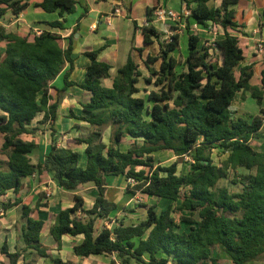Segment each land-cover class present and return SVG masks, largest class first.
Returning <instances> with one entry per match:
<instances>
[{"label":"trees","instance_id":"obj_1","mask_svg":"<svg viewBox=\"0 0 264 264\" xmlns=\"http://www.w3.org/2000/svg\"><path fill=\"white\" fill-rule=\"evenodd\" d=\"M211 1L194 0L196 6L190 15L199 25L213 22L223 27L224 37L214 42L218 57L209 47L200 46L198 35L191 34L179 71L180 63L173 54L179 49L180 35L164 39L151 24L140 28L145 45L157 42L160 47L156 57L148 55L146 60L149 69L158 61L160 66L158 71L150 70L154 80L144 79L157 87L145 97L138 96L143 74L132 56L118 69L112 86L106 87L102 80L111 77V65L99 60V50L87 53L91 63L81 87L90 98L83 104L85 116L80 119L87 121L91 130L69 142L72 147L86 146L85 167L80 165L78 151L58 146L55 124L59 102L50 103V88L66 63L70 69L64 76L65 87L72 85L68 78L74 65V34L66 48L60 44L61 36L52 31H43L32 42L18 34H0V41H7L5 53L0 54V132L4 135L2 152L8 158L0 160V197L9 191L18 196L23 180L43 171L65 191L94 184L99 192L94 207L84 210L83 200L75 196L76 204L61 211L50 230L57 242L64 235H83V243L74 248L75 255L116 254L120 264H223L213 256L219 246L234 264L264 258V151L257 150L258 142L264 139V72L262 86L252 85L253 66H241L244 52L238 37L229 32L238 27L234 7L239 0H221L219 7L210 6ZM76 3L43 0L39 6L63 16L74 12ZM0 5L6 6L0 8V18L8 13L19 15L29 7L23 0H0ZM154 11L147 10L149 23ZM48 25L64 30V21ZM239 92H250L261 107L259 115L233 118L231 106ZM41 112L44 119L38 128H31ZM47 124L51 150L43 163L33 164L30 155L38 146L24 136L36 134ZM107 128L112 131L109 145L103 141ZM126 139L131 143L123 152ZM162 151H171L179 158L189 156V171L180 174L179 162L157 165L154 154ZM215 151L227 155L226 159L217 162ZM232 174L231 184L220 187L219 183ZM120 175L137 182L128 185L130 193L180 203L161 213L155 205L141 204L147 212L145 220L112 230L105 227L96 235L97 221L117 208L106 198V179ZM19 205L24 247L11 254L6 244L3 246L10 264H18L28 251L47 256L41 237L45 222L33 217L34 210L19 197L14 202H0L3 210ZM181 224L187 225L188 231H181Z\"/></svg>","mask_w":264,"mask_h":264},{"label":"crops","instance_id":"obj_2","mask_svg":"<svg viewBox=\"0 0 264 264\" xmlns=\"http://www.w3.org/2000/svg\"><path fill=\"white\" fill-rule=\"evenodd\" d=\"M23 1L28 2L29 7L21 14L13 15L8 13L0 18V34L14 33L28 38L32 42L43 31H52L61 36L60 44L64 48L69 45L71 34H74V65L68 78L72 85L65 87L64 76L66 71L70 69V64L66 63L63 72L50 88L52 97L50 103L52 104L56 100L59 102L58 118L55 124L59 147H72L69 142L78 137L87 136L91 130L90 124L80 119L85 116L83 104L90 98V95L81 87L86 80V71L91 63L90 58L87 56L88 52L99 50V60L111 65V77L102 80L103 85L106 87L112 86V80L116 76L118 69L127 63L129 56H132L143 74L137 85L140 89L138 96L145 97L148 92L157 90V87L153 84H147L144 79L151 78L150 70L158 71L160 66V61H158L155 64H150L149 69L146 65V60L148 55L156 57L159 54L160 47L157 42L145 45L140 28L151 24L163 34L164 39H169L172 34L178 33L180 35L179 49L182 40L188 47V39L191 34L198 35L201 38L200 46L210 47L214 45L212 44L213 41L215 42L224 37H221L217 32L223 29L221 25L209 22L207 26H203L191 18V9L196 6L194 0H180V10L178 11L171 8V4L175 0H75L77 2L75 11L72 13L66 12L63 16L59 11H45L39 6L43 0ZM220 5L221 0H212L210 2L212 7H219ZM159 7L181 14V22L176 24L170 19L160 20L153 14V21L149 23L148 8L156 9ZM0 8H6V6L0 5ZM234 8L236 10L235 22L238 27L230 28L229 32L238 37L244 52L241 66H253L254 77L251 84L261 87L264 56L258 55L255 48L259 40H264V0H239V3ZM116 11H119V13ZM57 21H64V30L59 28L51 29L49 27V23ZM202 43L203 45H201ZM6 47L7 41H0L1 55L5 53ZM139 49H144V51L140 53ZM179 49L173 54L175 57ZM212 51L216 54L218 53L216 49H212ZM154 79L155 77H152V80ZM143 83L145 84V89L141 93L140 85ZM260 109L261 107L252 98L250 92H239L231 106L233 118L250 119L259 115ZM0 114H2L1 110ZM44 116L43 112L39 113L30 127L33 129L38 128ZM47 126L50 128L49 124ZM39 133L41 132L38 130L36 134L24 136L34 140L38 146L30 155L33 164L43 163L51 150V131L42 132L40 137L38 136ZM109 140L110 132L105 131L103 141L109 145ZM128 141L131 143L130 139ZM263 142L264 139L260 140L257 148L262 147ZM130 143L128 145L124 143L125 146L121 150L126 152L130 147ZM3 144L4 135L0 132V160L7 161V156L2 152ZM72 148L80 153V165L85 167L86 146L82 145ZM257 150L260 151L259 149ZM216 153L218 152L215 151L214 157ZM154 156L156 164L163 166L173 160L186 159L182 169H179L180 163L178 165L180 174H185L190 169L189 156L179 158L171 151L156 152ZM220 156H217L218 160H224L227 157V155ZM128 185V180L123 175L107 177L106 198L109 202L116 204L117 208L108 217L97 221L95 226L96 235L105 227L112 230L122 224L136 225L145 220L147 212L141 207V204L155 205L156 211L161 213L170 205L175 207L180 203L165 199L158 200L141 192L130 193L127 190ZM75 196L83 200L82 208L84 210H90L94 207L99 192L92 183L81 185L74 192L65 191L57 184L50 173L43 171L32 177L25 178L23 180V188L18 196L13 191H9L5 196L0 197V202H14L19 197L23 204L29 205L34 210L33 217L42 219L45 222L41 237L47 249V256H39L33 251H28L22 255L18 264H61L57 263V260L62 261V263L71 262L72 264H112L113 262L120 264L116 254H100L89 257L75 255L74 248L83 243V235H64L61 242H57L51 235L50 230L55 224L56 216L61 211L72 208L76 204ZM38 205L40 207L37 209ZM78 216H83V213H78ZM23 225L21 205L8 210L0 208V264H10V259L2 252L5 244L11 254L24 247L21 238ZM185 226L187 227V230H185L188 231V226ZM213 256L223 264H234L231 257L222 247L217 246L214 249ZM132 264L137 263L132 262ZM248 264H264V258Z\"/></svg>","mask_w":264,"mask_h":264},{"label":"rangeland","instance_id":"obj_3","mask_svg":"<svg viewBox=\"0 0 264 264\" xmlns=\"http://www.w3.org/2000/svg\"><path fill=\"white\" fill-rule=\"evenodd\" d=\"M171 8L172 9H174V10H180V0H175L174 1V3H172L171 4ZM183 17V16H182ZM185 17V16H184ZM218 32V34L222 37V36H224V29H221V31H217ZM183 41L184 40H182V44H181V46H180V49H179V51L176 53V57H177V59L179 60V62H180V66H179V68H178V70L180 71L182 68H183V66H184V61H185V59H186V55H187V46L183 43ZM212 44H214V41L212 42ZM201 45H203V43L201 44ZM257 45V44H256ZM207 47V46H206ZM210 47V46H209ZM213 47V46H212ZM216 54V53H215ZM217 55V57H218V53L216 54ZM235 74H236V76L238 77L239 76V72H238V69L237 70H235ZM140 88H141V93H143L144 92V89H145V84L143 83V84H141L140 85ZM48 126L47 125H41L40 126V132L42 133V132H45L46 130H50L51 131V129L48 127V129H46ZM109 130V131H108ZM105 131H107V132H110V137H111V134H112V131H111V129H105ZM105 131H104V133H105ZM41 133H39L38 134V136L40 137V136H42L41 135ZM108 135V134H107ZM108 140V139H107ZM124 143L126 144V145H128L130 142L128 141V139H126L125 141H124ZM124 143L122 144V146H121V148L123 147V146H125L124 145ZM125 148V147H124ZM257 149H259L260 151L262 150V151H264V142H263V145H262V147H260V148H257ZM216 152H218V151H216ZM220 154V153H219ZM218 153H216L215 155V157H216V159H217V162H218V157H217V155H219ZM221 156H223L222 154H220ZM180 160V161H179ZM179 160H173V161H171V162H168V163H165V165L164 166H168V165H170V164H172L173 162H179L180 163V165H179V169H182V166H183V164L186 162V159H179ZM189 161V160H188ZM240 171H243V170H239V172ZM233 179V174L231 175V176H229V178H227V179H224V180H222L220 183H219V186L220 187H226V186H228L229 184H231L230 182H231V180ZM236 188H238L237 186H235ZM235 187H232L231 189L232 190H234L235 189ZM187 230V227L183 224V225H181V230ZM185 230V231H186Z\"/></svg>","mask_w":264,"mask_h":264},{"label":"built area","instance_id":"obj_4","mask_svg":"<svg viewBox=\"0 0 264 264\" xmlns=\"http://www.w3.org/2000/svg\"><path fill=\"white\" fill-rule=\"evenodd\" d=\"M116 12L119 13V11H116ZM184 12L186 13V11H184ZM154 15H156V17L160 20L165 21L167 19H170V20L174 21L176 24H179L181 22V14H178L172 10H167V9H164L161 7L155 9ZM207 47H209V46H207ZM209 48H210L211 52H214V51H212V49H216L215 45H211V47H209ZM255 50H256V53L258 55L264 56V40H259L257 42ZM263 123H264V117H263ZM128 183L131 185L137 184V182L134 179H129Z\"/></svg>","mask_w":264,"mask_h":264}]
</instances>
